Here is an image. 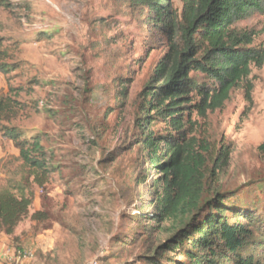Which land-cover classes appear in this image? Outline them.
Wrapping results in <instances>:
<instances>
[{
  "label": "rangeland",
  "instance_id": "rangeland-1",
  "mask_svg": "<svg viewBox=\"0 0 264 264\" xmlns=\"http://www.w3.org/2000/svg\"><path fill=\"white\" fill-rule=\"evenodd\" d=\"M126 1L0 0V102L9 105L1 125L39 137L50 163L43 186L28 179L0 126V186L28 182L33 193L14 233H0L12 251L1 264H148L143 253L168 237L171 223L152 217L158 171L137 126L166 40ZM170 2L182 10L184 0ZM233 27L264 46V12ZM197 119L198 134L230 152L221 179L234 191L227 203L263 216L264 64L222 108Z\"/></svg>",
  "mask_w": 264,
  "mask_h": 264
},
{
  "label": "trees",
  "instance_id": "trees-1",
  "mask_svg": "<svg viewBox=\"0 0 264 264\" xmlns=\"http://www.w3.org/2000/svg\"><path fill=\"white\" fill-rule=\"evenodd\" d=\"M126 6L167 46L142 93L137 126L139 144L158 171L153 220L171 224L168 237L141 258L148 264H264V215L259 208L227 203L234 191L221 179L230 152L199 135L197 119L222 108L253 66L264 64V46H251L253 35L233 27L253 12L263 13L264 0H184L181 11L170 0H127ZM8 108L0 102L3 135L20 150L25 176L43 186L50 163L41 139H23L17 127L1 125ZM153 123L162 127L149 129ZM259 148L264 151V142ZM32 203L28 182L0 186V233L13 234Z\"/></svg>",
  "mask_w": 264,
  "mask_h": 264
},
{
  "label": "crops",
  "instance_id": "crops-1",
  "mask_svg": "<svg viewBox=\"0 0 264 264\" xmlns=\"http://www.w3.org/2000/svg\"><path fill=\"white\" fill-rule=\"evenodd\" d=\"M2 240V239H1ZM2 244L0 243V256H7V247L3 248ZM1 264V263H0Z\"/></svg>",
  "mask_w": 264,
  "mask_h": 264
},
{
  "label": "built area",
  "instance_id": "built-area-1",
  "mask_svg": "<svg viewBox=\"0 0 264 264\" xmlns=\"http://www.w3.org/2000/svg\"><path fill=\"white\" fill-rule=\"evenodd\" d=\"M11 252L12 251L10 249L9 250L7 249V256H10L11 255Z\"/></svg>",
  "mask_w": 264,
  "mask_h": 264
}]
</instances>
